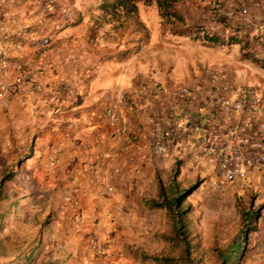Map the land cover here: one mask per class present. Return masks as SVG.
<instances>
[{"label": "crops", "instance_id": "0c3cea01", "mask_svg": "<svg viewBox=\"0 0 264 264\" xmlns=\"http://www.w3.org/2000/svg\"><path fill=\"white\" fill-rule=\"evenodd\" d=\"M85 1L0 0V37L9 53L3 78L15 81L20 64L31 72L28 84L12 95L4 92L0 99V137L6 129L21 137L15 155L31 147L15 176L29 178V188L36 190L72 192L93 236L108 241L118 262L125 258L133 264L124 241L128 236L123 235L136 232L140 181L151 175L163 153L149 135L154 123L148 117L164 121L168 156L205 166L210 163L192 156L196 124L219 125L221 144L228 148L238 147L243 135L256 136V131L240 129L236 114L207 106V80L195 82L202 79L197 65L209 59L206 49L190 51L185 66L173 55L164 56L160 64V24L151 25L141 12L148 38L137 42L139 37L133 39L126 31L123 43L120 38L103 42L99 14L93 13L99 10L85 7ZM182 1L181 13L190 20L205 16L204 0ZM255 1L228 4L251 6ZM92 15L99 32L96 39L89 35ZM45 37L48 44H43ZM132 42L138 44L135 51ZM172 60L176 65L170 69L166 66ZM194 71L197 75L192 77ZM156 83L165 86L162 93L155 91ZM186 84L195 86L190 94L172 95L174 88ZM122 93H128V104L120 101ZM109 108L139 134L143 150L134 143L126 148L120 123L108 116Z\"/></svg>", "mask_w": 264, "mask_h": 264}, {"label": "rangeland", "instance_id": "374dc122", "mask_svg": "<svg viewBox=\"0 0 264 264\" xmlns=\"http://www.w3.org/2000/svg\"><path fill=\"white\" fill-rule=\"evenodd\" d=\"M113 2L86 0L84 4L91 10H99L93 13L99 14L97 18L103 42H116L120 38L123 43L126 31L132 34L133 39L148 38L149 31L142 28L144 22L141 20L146 17L151 25L160 24V64L164 65V56L173 55L181 58L178 60L185 66L190 51L206 49L209 59L197 65L202 78L205 69L211 67L218 72H226L233 82L264 94V66L247 55V52L255 51L257 40L249 31L234 33L243 39L241 43L212 42L206 34L213 33V30L204 21L203 14L192 20L184 14V21L175 16L163 18L155 2L150 5L140 2L141 18L139 16L138 21L142 25L137 26L141 31L133 33L131 29H116L107 20L112 17L110 7ZM182 2L179 0L176 4L180 12ZM89 18L90 39H96L99 35L97 24H94L93 15ZM197 28L201 30L195 35L193 29ZM216 33L221 36L229 34L225 31ZM135 43L132 42L133 51L138 49ZM174 65L176 62L172 60L166 67L171 69ZM160 70L165 72V67L160 66ZM196 75L194 71L192 77ZM20 138L13 129H6L0 137V264H128L125 258L118 262L108 241L93 236V229L82 222L81 203L76 205L69 198L78 199L72 192L36 190L29 188V178L15 176L16 168L30 151V146L26 145L20 154L15 155L13 151ZM167 154L169 152H163L151 175L140 181L136 197L140 221L137 220L139 223L135 229L133 227L135 234L123 235L128 236L124 241L133 264H218L242 226L240 213L243 207L255 209L257 216L248 244L230 264H264V172L256 169L247 181L227 182L215 165L205 166L198 161L194 164L179 162L178 157ZM178 168L180 172L176 176ZM175 184L179 189L187 190L183 207H186L191 241L188 258L184 257L182 245L173 238V221L168 210L154 206L155 202L161 201L162 194H171ZM119 210L125 212L124 207H119ZM93 239L105 245L106 254L94 251ZM161 256L167 260H158L157 257Z\"/></svg>", "mask_w": 264, "mask_h": 264}, {"label": "built area", "instance_id": "2783aa9c", "mask_svg": "<svg viewBox=\"0 0 264 264\" xmlns=\"http://www.w3.org/2000/svg\"><path fill=\"white\" fill-rule=\"evenodd\" d=\"M205 20L210 24L213 33L225 31L231 34L233 29L249 31L257 38L255 43V54L264 57V0H256L254 5H230L228 0H204ZM205 28L204 25L201 27ZM235 31V32H236ZM233 32V33H235ZM208 33V34H213ZM218 34V33H217ZM228 35H224L228 39ZM50 39L45 37L43 44H48ZM9 63V53L4 40L0 37V99L4 92L12 95L31 80L30 69L20 64V73L15 81L7 83L3 78V72ZM205 76L196 81V85L206 82L209 85V92L206 97V104L211 109H226L236 114L240 129H253L256 136L243 135L240 145L235 148L224 147L221 144L222 129L219 125L207 126L196 124L194 127L197 138L193 139L192 156L195 160L205 159L212 165L218 167L222 178L227 182L247 181L250 179L253 169L264 172V94L252 88L244 87L234 83L224 71H217L207 67ZM200 81V82H199ZM192 85H181L174 88V96L187 95L193 91ZM154 89L157 93H162L165 86L156 83ZM130 93V92H129ZM132 93V92H131ZM130 93V94H131ZM120 101L128 104V93L120 95ZM107 114L114 121L120 123V131L124 139L130 144H136L138 150H143L144 145L140 143V136L133 131L128 122L122 119L121 115L112 108L107 110ZM154 123L149 135L155 140V148L159 152L167 151V144L164 142L166 125L164 121L148 117ZM79 205V200L69 197ZM92 247L97 254H106L105 245L99 240H92Z\"/></svg>", "mask_w": 264, "mask_h": 264}, {"label": "trees", "instance_id": "16d2710c", "mask_svg": "<svg viewBox=\"0 0 264 264\" xmlns=\"http://www.w3.org/2000/svg\"><path fill=\"white\" fill-rule=\"evenodd\" d=\"M106 1L108 0H104V2ZM178 1L179 0H114V2L111 3V7H110V9H112L110 11L112 17L107 20L116 29H123V30L131 29L133 33L135 32L139 33V31H141L140 30L141 28H138V26L142 25V23L138 21L140 16V7H139L140 2L148 5L155 2L159 8L160 15L163 18L175 16L179 20L184 21L185 20L184 15L176 9V4ZM138 22L139 24H137ZM143 24L144 25L142 26V28L143 27L146 28L145 23ZM200 30L201 28L193 29V33L195 35H198L200 33ZM235 31L236 29L232 30L231 34H229L228 36V39H226L225 36L218 35L217 33L206 34V36L207 39H209L212 42H221L222 44L241 43L243 39H241L238 36H235L233 33ZM237 33H239V31H237ZM180 34L182 35V33ZM147 35L148 33L145 32V36ZM146 38L147 37H140L139 40L137 39L136 40L138 42ZM255 53L256 52L254 50H251L247 52V55H249L250 57L253 56L252 58H254L256 62H259L264 66V57H260ZM179 172H180L179 168L176 169L175 175L177 176ZM172 188L173 189L171 191V194H162L161 201L155 202L154 206L166 208L168 210L169 216L173 221V230H174L173 238L177 239L180 245H182L183 248L182 251L184 257L188 258L190 256V251H191V241H190V231L187 227L186 217H185L186 207H183L185 202L184 195L187 190L179 189L177 184H175ZM240 214L242 216V226L238 231V233L233 238L227 250L220 257V261L218 264L232 263V261L237 259L240 253L245 249L246 244H248L247 242L249 240V235L253 231V226L256 220L257 211L255 209H249L243 207V209H241ZM157 258L162 262L167 260V257L165 256H161Z\"/></svg>", "mask_w": 264, "mask_h": 264}]
</instances>
